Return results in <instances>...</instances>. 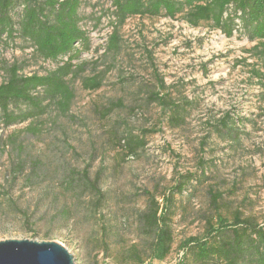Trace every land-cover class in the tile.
Returning <instances> with one entry per match:
<instances>
[{
	"label": "rangeland",
	"instance_id": "rangeland-1",
	"mask_svg": "<svg viewBox=\"0 0 264 264\" xmlns=\"http://www.w3.org/2000/svg\"><path fill=\"white\" fill-rule=\"evenodd\" d=\"M111 11L107 0H83L81 26L90 49L73 63L67 81L74 100L66 116L50 105L15 126L0 119V241H53L68 248L76 264H125L116 250L146 243L139 215L150 195L161 202L182 177L190 182L174 195L173 252L154 264H179L181 242L204 235L220 210L263 225L264 47L241 29L229 38L211 24L192 27L181 15L129 19L119 30V50L110 53ZM66 61H44L23 39L0 37V85L5 66L47 76ZM92 78L102 83L97 91L87 88ZM157 92L179 105L178 119L151 101ZM127 134L145 141L128 157ZM86 170L92 179L99 175L105 199L98 207L89 190L65 187L69 175ZM211 193L222 194L218 208ZM17 208L28 210L29 219ZM102 226L112 245L109 259L94 244Z\"/></svg>",
	"mask_w": 264,
	"mask_h": 264
},
{
	"label": "trees",
	"instance_id": "trees-1",
	"mask_svg": "<svg viewBox=\"0 0 264 264\" xmlns=\"http://www.w3.org/2000/svg\"><path fill=\"white\" fill-rule=\"evenodd\" d=\"M111 2V26L107 50L116 53L120 48L119 30L131 18L176 19L183 16L192 27L211 24L214 29L232 37L241 29L251 43L264 47V0H107ZM83 0H0V37L23 39L34 55L44 61H67L47 76H23L17 65L4 67L5 81L0 85V119L6 127L27 122L41 116L46 107L53 105L66 116L74 100V93L68 77L75 74L73 64L83 51H89L88 33L81 24L80 14ZM81 45V51L76 45ZM264 50V48H263ZM87 88L97 91L102 87L100 80L86 81ZM161 90L166 89L160 84ZM168 95L152 94L151 101L163 109L168 108L171 119L180 117V107ZM47 102V106L44 103ZM32 109L17 113L21 107ZM230 129L228 124L222 125ZM28 128V131H31ZM33 130V129H32ZM34 132V131H33ZM125 156L135 155L145 147L142 138L127 134ZM190 179L182 177L175 188H170L159 202L150 195L144 212L139 215V232L145 244L132 243L119 247L117 260L125 264H154L166 261L175 245L172 220L174 195L183 193ZM67 191L75 188L89 190L95 195L96 206L104 201L99 175L90 178L88 170L82 175L68 176L65 181ZM81 190V192H82ZM212 204L219 207L222 194L211 193ZM219 210V209H218ZM26 220L29 211L17 208ZM94 211L91 209V212ZM60 214L71 220L70 211L61 210ZM97 211L96 215L98 216ZM90 217H96L91 214ZM206 233L191 237L178 246L183 253L179 264H264V224L252 218H245L239 211L230 215L218 211L216 217L207 221ZM106 227L102 226L100 239L95 248L105 259L111 258L112 245L107 241Z\"/></svg>",
	"mask_w": 264,
	"mask_h": 264
},
{
	"label": "water",
	"instance_id": "water-1",
	"mask_svg": "<svg viewBox=\"0 0 264 264\" xmlns=\"http://www.w3.org/2000/svg\"><path fill=\"white\" fill-rule=\"evenodd\" d=\"M0 264H76L68 248L53 241H0Z\"/></svg>",
	"mask_w": 264,
	"mask_h": 264
}]
</instances>
